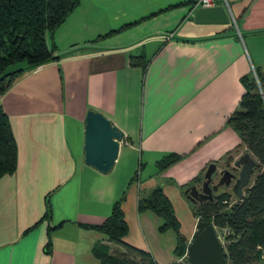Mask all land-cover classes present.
Returning a JSON list of instances; mask_svg holds the SVG:
<instances>
[{"label":"crops","instance_id":"0c3cea01","mask_svg":"<svg viewBox=\"0 0 264 264\" xmlns=\"http://www.w3.org/2000/svg\"><path fill=\"white\" fill-rule=\"evenodd\" d=\"M196 1L79 0L47 39L57 57L0 96L17 145L15 170L0 176V264H102L94 243L124 248L83 225L102 222L122 196L123 240L157 264L179 260L173 234L137 210L138 197L159 184L170 198L210 162L234 167L246 148L226 119L244 92L240 77L264 74V0H215L227 23L196 22ZM88 109L123 134L106 172L84 162ZM168 152L182 157L158 172Z\"/></svg>","mask_w":264,"mask_h":264},{"label":"trees","instance_id":"16d2710c","mask_svg":"<svg viewBox=\"0 0 264 264\" xmlns=\"http://www.w3.org/2000/svg\"><path fill=\"white\" fill-rule=\"evenodd\" d=\"M78 4L79 0H0V96L29 70L57 57L54 42L48 44L47 39ZM114 31L118 29L95 39ZM131 63L144 66L146 60L143 55H133ZM254 73L255 77L252 72L240 77L244 92L238 106L226 119L245 145V151L255 159L252 182L245 187L243 196L233 203H229L232 190L221 191L215 192L212 198L203 199L193 209L197 220H208L224 229L225 264H262L264 253V74L256 68ZM181 157L182 154L176 152L164 154L156 160L157 171L165 170ZM16 163V141L8 115L0 106V176L11 174ZM201 178V175L195 176L192 183ZM122 199L123 196L112 203L102 222L83 226L102 232L109 241L121 244L124 251L111 252L108 245L97 242L92 247L93 255L102 264H157L149 252L123 240L128 226ZM146 209L162 219L157 227L159 232L171 229L175 234L173 254L179 260L170 264H189L187 238L179 230L180 223L161 185H155L146 195H139L137 210ZM48 215L47 201L43 217ZM49 245L47 241L46 250Z\"/></svg>","mask_w":264,"mask_h":264},{"label":"water","instance_id":"95a60500","mask_svg":"<svg viewBox=\"0 0 264 264\" xmlns=\"http://www.w3.org/2000/svg\"><path fill=\"white\" fill-rule=\"evenodd\" d=\"M193 18L198 23H227L229 14L224 5L215 4L195 8ZM122 132L100 111L88 109L85 116L84 128V162L101 172L109 171L118 153L119 139ZM237 167V175L223 169L229 177L226 184L231 182V190L238 198L244 194L243 188L249 183L253 173L255 159L249 152L244 151L233 162ZM216 170L214 162H210L203 174L202 191L192 184L185 189L187 198L191 201H202L212 198L217 184L210 186L212 174ZM199 194V197L196 198ZM186 254L189 264H225L223 246L216 232L215 226L208 220L199 219L192 239L187 244Z\"/></svg>","mask_w":264,"mask_h":264},{"label":"rangeland","instance_id":"374dc122","mask_svg":"<svg viewBox=\"0 0 264 264\" xmlns=\"http://www.w3.org/2000/svg\"><path fill=\"white\" fill-rule=\"evenodd\" d=\"M52 38V37H51ZM254 74V72L252 73ZM255 76V75H254ZM257 82V80H256ZM229 168H231L235 175H237V167H232L229 166ZM219 173L217 171H214V173L212 174V179L211 182H215V180L217 179ZM202 178L200 180H198L197 182L194 183V185L199 189L200 185H201V181L203 179V174L201 175ZM252 177L253 175H251L249 183L247 184V186L252 182ZM187 188V186H185L182 190H169V196H170V201L174 210V214L176 215L179 223H180V227L179 230L180 232L185 236V235H189L187 238V241L190 242V240L192 239V235L194 234L195 230H196V222L198 219V216L196 217L194 215L193 209L195 210L197 205L201 202L199 200L196 201H191L189 198H187V196L185 195V189ZM245 187L243 188L244 191ZM221 191H229L231 192L230 189V185L228 184V186L223 185L221 186L218 190H216V193H219ZM148 192V191H147ZM147 192L144 190H142V195H146ZM179 192V193H178ZM230 198H229V203H233L234 201H236L238 199V197L233 194L230 193ZM160 223L162 222V219L159 218ZM215 226V225H214ZM216 232L219 236V239L221 241L222 246L224 247L225 244V240H224V234L223 231L224 229H220L217 226H215ZM171 234H173L174 236V240H175V234L171 229H168ZM189 238V240H188ZM262 264H264V253H263V257H262Z\"/></svg>","mask_w":264,"mask_h":264},{"label":"flooded vegetation","instance_id":"af4514ba","mask_svg":"<svg viewBox=\"0 0 264 264\" xmlns=\"http://www.w3.org/2000/svg\"><path fill=\"white\" fill-rule=\"evenodd\" d=\"M223 170V169H222ZM229 172H231V173H233V174H235L234 173V171L231 169V168H228L227 169ZM239 170V169H238ZM238 170H237V172H238ZM218 173H219V175H218V177H217V179L215 180V182H210V186H212V185H214V184H217V187H216V189L213 191V194L215 193V191L216 190H218L221 186H223V185H225L226 183H225V180H227L228 179V177H229V173L228 172H226L225 174H223L224 172L223 171H218ZM201 183H202V181H201ZM230 189H231V182H230ZM226 186H228V184H226ZM198 189V188H197ZM198 191L199 192H201L202 191V187H201V185H200V188L198 189ZM198 194V193H197ZM196 198H198L199 197V194L197 195V196H195Z\"/></svg>","mask_w":264,"mask_h":264},{"label":"built area","instance_id":"2783aa9c","mask_svg":"<svg viewBox=\"0 0 264 264\" xmlns=\"http://www.w3.org/2000/svg\"><path fill=\"white\" fill-rule=\"evenodd\" d=\"M215 4H216L215 0H197L196 1V5L198 6H210V5H215Z\"/></svg>","mask_w":264,"mask_h":264}]
</instances>
